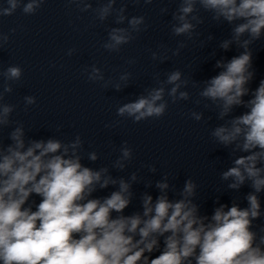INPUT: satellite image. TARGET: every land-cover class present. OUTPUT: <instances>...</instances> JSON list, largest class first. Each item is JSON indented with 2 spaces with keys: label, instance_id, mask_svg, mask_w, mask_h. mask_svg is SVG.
Segmentation results:
<instances>
[{
  "label": "clouds",
  "instance_id": "clouds-1",
  "mask_svg": "<svg viewBox=\"0 0 264 264\" xmlns=\"http://www.w3.org/2000/svg\"><path fill=\"white\" fill-rule=\"evenodd\" d=\"M45 2L7 0L9 6L0 8V17L12 16L18 8L24 15H34ZM153 2L127 0L117 8V0H106L93 8L90 0H64L70 10L74 5L81 13L92 12L93 26L95 21L103 23L109 17H114L116 25L127 24L107 30V40L101 46L110 53H118L150 27L145 16L126 15L128 3ZM201 11L217 25L230 26L229 36L219 41L218 48L228 52L235 47L238 53L216 60L214 68L219 72L192 86L199 89L200 99L195 103L209 101L204 107H214L217 119L224 121L210 132L216 144L229 150L231 164L220 172V179L228 190L250 189L243 196L246 206L241 207L239 198H232L229 206L217 197L214 203L219 206L211 216L201 214L202 205L196 202L199 185L189 177L177 189L170 182V173H164L154 185L144 182L140 209L128 214L126 210L136 198L134 185L143 178L139 170L127 178L113 176L111 171H125L134 159L127 141L121 143L119 156L110 167L92 168L83 163L85 157L92 163L100 157L97 151H84L81 135L67 141L56 137L32 139L24 124L16 121L8 133L10 142L5 144L0 138V264H264V225L254 223L264 217V78L254 89L249 87L256 77L253 46L264 43V0H178L171 13L170 32L184 39L178 40L174 49L158 45L161 51L151 52L153 61H168L169 52L178 57L189 41L196 42L202 35L198 28L205 22ZM160 13L168 14L169 9L163 7ZM16 31H0V50ZM214 38L209 34L207 41ZM205 43L200 41V46ZM215 55L212 51L209 57ZM127 62L136 63L134 59ZM83 74L89 81L103 82V88L111 85L116 91L127 87L132 75L124 72L113 83L105 80L95 65ZM165 75L161 80L156 73L153 78L157 86L118 106L117 116L134 123L159 119L169 107L166 96L173 104L190 100V93L182 90L189 86V79L179 69ZM0 77L4 81L0 86L2 132L14 123L11 116L16 109V105L4 102L5 95L13 92V83L21 81L23 69L9 65L0 70ZM23 100L25 111L37 103L31 95ZM237 108L245 111L233 115ZM189 115L197 122L203 119L202 112L191 111ZM61 130L62 126H57L56 131ZM144 167L157 172L154 164H142ZM153 186L158 193L155 197L147 191ZM109 188L112 190L107 195H95Z\"/></svg>",
  "mask_w": 264,
  "mask_h": 264
}]
</instances>
